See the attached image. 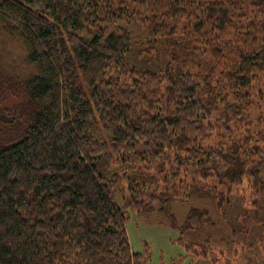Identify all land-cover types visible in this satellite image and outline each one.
<instances>
[{
	"label": "trees",
	"instance_id": "1",
	"mask_svg": "<svg viewBox=\"0 0 264 264\" xmlns=\"http://www.w3.org/2000/svg\"><path fill=\"white\" fill-rule=\"evenodd\" d=\"M138 55L165 61L141 69ZM262 78L264 0H0V264H139L128 209L160 218L209 264L245 230L250 250L264 246L258 210L214 228L179 192L194 187L216 214L244 178L264 188V154L248 146L264 145L261 125L243 145L203 143L216 113L225 133L245 121Z\"/></svg>",
	"mask_w": 264,
	"mask_h": 264
},
{
	"label": "rangeland",
	"instance_id": "2",
	"mask_svg": "<svg viewBox=\"0 0 264 264\" xmlns=\"http://www.w3.org/2000/svg\"><path fill=\"white\" fill-rule=\"evenodd\" d=\"M135 36H138L137 31L135 32ZM136 49L139 50L140 47H137ZM133 53H136V50H134ZM138 56L139 58L130 59V63L141 69L157 70L159 67L158 65L161 64L162 61H165L159 56ZM157 62H159V64ZM256 83L258 85L254 84L244 98V101L248 106L241 101H238L239 104L242 103L244 106L245 121L241 124H227V126L230 127V131L225 133V130L223 129L224 120L220 113H216L210 121L215 122L217 127L211 129L210 137L204 140L203 143L205 146L214 147L222 145L227 148L233 143L243 145L246 136L252 132L248 128H252L253 122L264 128V78ZM159 90L160 95H157L158 104L154 105L151 109L153 115H157L165 109L164 106L161 105L162 102H160V96L164 93L165 85H161ZM1 102L2 101H0V107L5 104ZM255 145L258 146L260 152L264 154L263 144L255 141L248 142L250 148H253ZM152 164L153 163L149 164L150 167H152ZM158 164L159 163H156L153 166L158 168L160 165ZM193 188L194 187L185 188L181 186L179 192L185 196L184 198L188 205H196L211 211L212 214H209V216L211 217L210 221L214 223V228L216 225L219 226L221 221L227 222V220L230 219V224L234 226L235 223L232 219L235 220L236 217V220H238L241 215H243V218L247 217V220H250L253 217V211L255 210H258V213L264 218V188L249 178H244L231 187V189H233L231 207L227 206V199H224L222 206H219L216 214H214V202L211 199L201 201L191 193ZM170 190L178 194V182L177 188L171 187ZM219 194L220 191H216L215 195ZM127 196V193H120L115 197V202L122 205L127 201ZM171 206V211L173 210L172 213L182 214L178 202L171 203ZM160 207H162L161 204L155 205L156 210H159ZM124 213L126 217L125 224L129 244L132 251L139 256V264H209L205 260L189 256L184 247L179 243L181 239L180 234L175 229L169 227L160 218H157L156 216L144 218L136 214L135 210L132 209H128ZM231 213H233V215ZM229 216L233 217L229 219ZM262 222V228L264 229V220ZM255 224L257 223H254L253 220L250 222V226L253 227V232L258 235ZM254 237L255 235L252 232L250 235V233L248 234L245 230V233L239 237L238 243L231 248L230 254L225 257L223 264H248L249 260L264 258L263 245L260 247L257 246V248L251 250V247L247 246L248 242L249 245L254 244V242H252V238ZM248 252H254V255H248Z\"/></svg>",
	"mask_w": 264,
	"mask_h": 264
}]
</instances>
